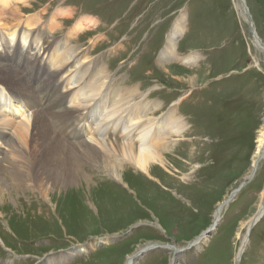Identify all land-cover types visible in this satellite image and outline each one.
Segmentation results:
<instances>
[{
	"label": "rangeland",
	"instance_id": "rangeland-1",
	"mask_svg": "<svg viewBox=\"0 0 264 264\" xmlns=\"http://www.w3.org/2000/svg\"><path fill=\"white\" fill-rule=\"evenodd\" d=\"M242 1L244 17L235 0H31L18 6L21 12H5L6 27H23L38 15L42 20L34 29L47 34L55 11L73 12L60 17L50 38L53 44L77 20L96 19L97 26L79 33L71 47L85 52L97 40L88 63L102 60L117 80L116 88L140 86L151 101L164 104L163 114L188 95L179 108L203 136H191L200 139L193 150L203 157L187 168L193 173L188 180L158 171L162 184L125 165L130 190L105 176L96 168L99 164L79 163L75 184L57 186L46 198L37 185L50 181L30 179L24 191L8 187L12 182L1 175L8 191L0 204V264H126L128 256L151 244L155 247L143 251L134 264H235L244 242L240 264H264V216L246 229L262 202L264 159L253 178L245 180L264 124V0ZM184 12L186 31L178 53H198L201 59L193 65L178 61L165 66L159 56ZM69 89V94L77 91ZM182 145L175 148L185 150L187 144ZM9 150L10 144L0 141V161L11 159ZM166 182L179 185L178 193ZM236 188L239 192L210 231V240L195 247L212 226L217 205ZM107 236L114 238L109 244L68 255L77 245Z\"/></svg>",
	"mask_w": 264,
	"mask_h": 264
},
{
	"label": "bare ground",
	"instance_id": "bare-ground-1",
	"mask_svg": "<svg viewBox=\"0 0 264 264\" xmlns=\"http://www.w3.org/2000/svg\"><path fill=\"white\" fill-rule=\"evenodd\" d=\"M29 1L31 0H0V31L3 32L0 48L7 57L4 62L0 55V141L10 144L11 149L8 151L11 159L0 161V176L12 182L8 187L29 190L25 183L28 180H47L51 183L37 185V189L45 198L49 197V191L55 187L75 184L79 163L99 164L96 167L98 170L102 169L101 172L110 180L128 189L127 173L123 170L125 165H130L161 184L158 171L163 173L162 170L173 177L179 175L184 180L191 179L193 173L188 174L187 168L199 164L197 159L203 157H196L193 150L200 144V139H192L191 136H203L191 127V120L180 112L179 105L188 95L180 97L163 114L164 104L151 101L150 94L142 93L140 86L116 88L117 80L110 76L102 60L101 63H88L97 40H92V49L85 52H81L77 46L75 49L71 47L79 33L97 26V20L90 16L77 20L71 30L55 44L50 42V38L55 37L53 35L60 26V17H70L73 12L57 10L53 13L47 22V30L44 28L51 37L42 30L35 31L34 26L39 25L42 20L38 15L27 19L23 27L21 24L6 27L3 23L5 15L7 16L5 12L12 8L21 12V6H26ZM235 2L244 17L246 12L243 1ZM19 5L21 6L18 7ZM186 20L184 12L167 37L165 48L159 56L161 64L179 61L185 65H193L200 61L201 55L198 53L184 57L178 53V42L185 34ZM4 41L8 43L3 44ZM10 43L21 49L11 50ZM44 55H48L46 61ZM33 80L35 85L30 82ZM71 86L77 91L69 94ZM3 109H8L13 116ZM17 114L23 119L18 118ZM178 143L187 144L184 147L186 149H176ZM256 143L251 170L245 180L252 179L264 159V124L258 131ZM110 157L113 161L109 160ZM4 162L7 167H3ZM81 175L86 181L92 180L85 174ZM2 185L0 180V204L1 198L8 191ZM171 187L177 193L180 190L177 184ZM237 189H233L217 205L209 231L204 232L195 244L191 242L192 246L194 244L200 248L210 240L209 234L218 226L224 208ZM263 216L264 194L257 214L246 225V229L251 230ZM113 239L111 236L96 238L92 243L77 245L68 255L74 257L80 253H88L109 244ZM0 240L3 241L1 238ZM151 245L128 256L126 264H134L135 259L155 247ZM244 247L245 242L238 251L235 264L241 263ZM174 262L171 264H176Z\"/></svg>",
	"mask_w": 264,
	"mask_h": 264
},
{
	"label": "water",
	"instance_id": "water-1",
	"mask_svg": "<svg viewBox=\"0 0 264 264\" xmlns=\"http://www.w3.org/2000/svg\"><path fill=\"white\" fill-rule=\"evenodd\" d=\"M249 23H250V21H249ZM250 27L252 28L251 25H250ZM252 178H253V177H252ZM246 183H247V182H246ZM246 183H245V184H246ZM245 184H244V185H245ZM238 192H239V191L237 190L235 193L232 194V196H231L230 199H229V202L231 201V199H232V198H233ZM248 236H249V235H248Z\"/></svg>",
	"mask_w": 264,
	"mask_h": 264
}]
</instances>
